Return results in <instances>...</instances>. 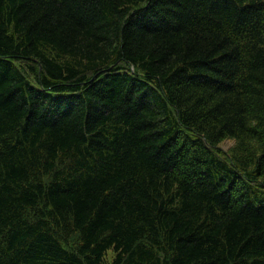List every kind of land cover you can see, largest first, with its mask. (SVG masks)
<instances>
[{
	"label": "trees",
	"instance_id": "16d2710c",
	"mask_svg": "<svg viewBox=\"0 0 264 264\" xmlns=\"http://www.w3.org/2000/svg\"><path fill=\"white\" fill-rule=\"evenodd\" d=\"M0 264H264V0H0Z\"/></svg>",
	"mask_w": 264,
	"mask_h": 264
},
{
	"label": "rangeland",
	"instance_id": "374dc122",
	"mask_svg": "<svg viewBox=\"0 0 264 264\" xmlns=\"http://www.w3.org/2000/svg\"><path fill=\"white\" fill-rule=\"evenodd\" d=\"M234 145V141L230 139H226L223 142L219 144V147L224 151L227 152L231 149V147ZM106 257L108 260H111L112 254L110 252L107 253Z\"/></svg>",
	"mask_w": 264,
	"mask_h": 264
},
{
	"label": "bare ground",
	"instance_id": "6f19581e",
	"mask_svg": "<svg viewBox=\"0 0 264 264\" xmlns=\"http://www.w3.org/2000/svg\"><path fill=\"white\" fill-rule=\"evenodd\" d=\"M122 62H123V60H122ZM44 66V65H43ZM122 71V70H121Z\"/></svg>",
	"mask_w": 264,
	"mask_h": 264
}]
</instances>
